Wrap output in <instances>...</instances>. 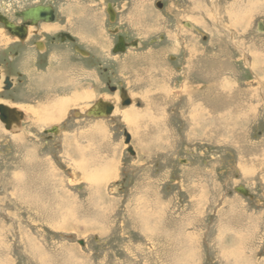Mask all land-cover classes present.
Here are the masks:
<instances>
[{"label": "rangeland", "instance_id": "374dc122", "mask_svg": "<svg viewBox=\"0 0 264 264\" xmlns=\"http://www.w3.org/2000/svg\"><path fill=\"white\" fill-rule=\"evenodd\" d=\"M38 2L55 21L37 66L76 89L55 76L53 119L46 97L19 104L0 84V103L24 109L0 121V264H264V0H0V13ZM60 32L74 70L53 58ZM0 33L1 74L21 86V45ZM119 37L131 45L113 52ZM99 99L114 110L86 116Z\"/></svg>", "mask_w": 264, "mask_h": 264}, {"label": "water", "instance_id": "95a60500", "mask_svg": "<svg viewBox=\"0 0 264 264\" xmlns=\"http://www.w3.org/2000/svg\"><path fill=\"white\" fill-rule=\"evenodd\" d=\"M110 9V8H109ZM110 15H112L111 10H108ZM19 16L22 17L23 20H30L29 24H36L37 21L42 20L44 22H50L54 19L53 9L50 5H35L28 7L21 12L18 13ZM0 22L3 24V27L8 31V33L23 39L24 36V28H19L14 23L9 21L7 18L3 17L0 14ZM264 25L262 22H258V29H263ZM131 45L130 43H126L123 41L122 37L118 38V41L113 49L114 52L123 51L126 46ZM132 45H137V41H133ZM79 51H81L79 49ZM11 83L9 82L8 77L4 80V88L8 89ZM112 90H115V87H112ZM120 100L122 105H128L131 102V99L128 97L125 89L120 88ZM113 104L110 102H106L104 100L99 99L96 101L85 113L88 117H102L109 115L113 110ZM22 117V112L17 111L15 108L9 107L6 104L0 103V121L4 123L6 128H8L13 122H17ZM58 129L56 126L49 128L46 131L56 132ZM124 142L129 143L130 135L125 131L124 132ZM128 151L133 153L131 147H128ZM235 191L246 195L251 196L249 191L242 185L235 187ZM80 243V242H79Z\"/></svg>", "mask_w": 264, "mask_h": 264}, {"label": "crops", "instance_id": "0c3cea01", "mask_svg": "<svg viewBox=\"0 0 264 264\" xmlns=\"http://www.w3.org/2000/svg\"><path fill=\"white\" fill-rule=\"evenodd\" d=\"M54 21H55V19L53 21H50V22L40 23V25L37 27V30L38 31L47 32V31H44L43 29H40L41 28L40 26H47L50 23L52 24ZM68 34L71 36L70 33H68ZM72 39H73V41H71V40H68V41H70V43H75V38L72 37ZM40 42L42 43V45L40 43V45H37L36 47H33L32 44H31V42H25V43L21 44V49L20 50H17V53L15 55L13 54L12 57H11L12 63L14 64L13 67L15 68L14 69L15 70V73H18V72L20 73L21 72L23 78L27 81V83L22 84L21 86H17L18 84L14 85L13 81L11 80L12 77L9 76V79L11 81L10 88L12 86L17 87L16 92L18 90L21 92L20 93L18 91L19 92V95L18 96H20V95L21 96H24V100H26L25 102H23V101L18 102L19 104L26 103V102H30V99L35 94H37V95L40 94V96L44 97L43 94H44V90L46 89L45 86H46V83L48 82V80H51L53 83L57 84V86H59V88H58L59 90L61 88L60 87L61 84L59 82L58 83L55 82V80H56L55 79V76L56 77H59L60 75H58L56 72H53L52 75H51V77L49 78V74H46L45 71H44V69H42V67H39L40 68L39 69L38 66H37V63H38L37 62V58H38V56L40 54L42 55L47 50V44H46L45 40L42 39ZM66 43H68L66 40H62L60 42H57V44H55L53 46V49L56 50V51H54L55 53H53V58H55V57L59 58L57 54H60L61 55V58L64 59L65 63L67 62V65H68L67 66V69L70 70L72 68V70H74L73 67L75 65L73 66L72 65V62H71V65L68 64V62L71 61V56H72L71 55V51L63 50L64 47L65 48H68V47H66L67 46ZM115 45L116 44H114V47H115ZM73 47L75 48L76 45H73ZM114 47H113V49H114ZM0 68L3 69V67H0ZM63 76H60L58 79H60V80L65 79V82H63L64 85H62L63 86V89H64V92L71 91L70 87L67 85L68 83H67V79H66L68 76H70V74H68V73L65 72ZM70 85H72V84H70ZM74 85L75 84H73L72 86L74 87V90H75L76 88H75ZM49 90L50 89H47V93L48 94H49ZM49 96H47V97H49ZM13 104H11V105L14 106ZM22 116H23V113H22Z\"/></svg>", "mask_w": 264, "mask_h": 264}, {"label": "flooded vegetation", "instance_id": "af4514ba", "mask_svg": "<svg viewBox=\"0 0 264 264\" xmlns=\"http://www.w3.org/2000/svg\"><path fill=\"white\" fill-rule=\"evenodd\" d=\"M50 5L52 7V5L50 3H47V2H38V3H33V4H30V5H27L26 7L22 8V9H19V10H16L14 12V15L16 16L15 18H10L8 15H5V14H1L3 17L7 18L9 21H11L12 23H14L16 26H18L19 28H24V36H23V39H20L19 37L15 36V35H12L10 33H8V31L6 30V32L11 36V37H14L15 41L18 43V44H23L25 42H31L32 46L33 47H36L39 43H41L40 41L42 39H44L46 36L43 34V35H40L41 32L43 31H38L37 30V27L40 25V23H43L44 21L42 20H39L37 21L36 24L32 25V24H29V21L30 20H23L21 16L18 15L19 12H21L22 10L28 8V7H31V6H35V5ZM53 9V8H52ZM53 14H54V19H55V11L53 9ZM53 19V20H54ZM1 23V22H0ZM1 25L3 26V24L1 23ZM35 28L32 32H30V28ZM29 33V35H28ZM48 34V33H47ZM40 35L41 37L40 38H36V36ZM49 37V36H47ZM50 39L52 40V42H60L62 40H71L73 41L72 37L67 33V32H60L58 34H56V36H51ZM57 39V40H56ZM14 41V42H15ZM46 42V41H45ZM47 43V42H46ZM12 53L15 55L17 53V50H13ZM1 63H0V67H1ZM1 73V68H0V76L4 77L3 81L5 80L6 77H8L9 79V76H5V75H2ZM9 82L11 83L10 79H9ZM2 86H4V83L2 82ZM11 86V85H10ZM10 88V87H9ZM5 89V88H4Z\"/></svg>", "mask_w": 264, "mask_h": 264}, {"label": "bare ground", "instance_id": "6f19581e", "mask_svg": "<svg viewBox=\"0 0 264 264\" xmlns=\"http://www.w3.org/2000/svg\"><path fill=\"white\" fill-rule=\"evenodd\" d=\"M253 1V0H252ZM250 3V2H249ZM231 5V4H230ZM235 8H237V7H235ZM215 14H217V13H215ZM219 19H220V17H219ZM216 23V22H215ZM187 24H189V23H187ZM49 27V26H48ZM47 27V28H48ZM51 27V26H50ZM6 30V29H5ZM34 30V29H33ZM31 31V30H30ZM1 34V33H0ZM4 34V33H3ZM5 36H4V38L5 39H10V37L9 36H7L6 34H4ZM28 35H29V33H28ZM1 36H3V35H1ZM3 39V38H2ZM2 39H0V41L2 40ZM216 50V49H215ZM221 51V50H220ZM263 53V52H262ZM149 55H150V53H149ZM140 56V55H139ZM102 57V56H101ZM140 59V58H139ZM254 60H255V58H254ZM76 63H78V62H76ZM206 64V63H205ZM74 65V64H73ZM246 65V64H245ZM125 67V66H124ZM50 68V67H49ZM74 69V68H73ZM71 70V69H70ZM215 70V69H214ZM69 71V70H68ZM48 72H50V71H48ZM208 72H209V70H208ZM216 72V71H215ZM50 75H52V73H49V78L51 77ZM220 75V74H219ZM55 76V75H54ZM76 77H77V75H76ZM3 77L1 76V78H0V84H1V86H2V82H3V79H2ZM72 78V77H71ZM206 78V77H205ZM45 79V78H44ZM78 80V79H77ZM142 80V79H141ZM70 81V80H69ZM72 81V80H71ZM74 81H75V79H74ZM63 82H65V81H63ZM79 82V81H78ZM49 83H52V84H55V83H53L51 80H49ZM62 84V83H61ZM74 84V83H73ZM56 86L54 87V85H53V93H51V92H49V94L47 93V89H50V90H52L47 84H46V86H45V91H44V97H46V99H48V97L47 96H49V95H53V94H55L57 91H59V86H57V84H55ZM64 85V84H63ZM70 86V85H69ZM61 87V86H60ZM55 91V92H54ZM39 92V91H38ZM74 94V93H73ZM72 95V94H71ZM73 96V95H72ZM216 97V96H215ZM218 97V96H217ZM56 99V98H55ZM54 99V100H55ZM131 99V98H130ZM49 100V102L51 101V99H48ZM67 100V99H66ZM46 101V100H45ZM52 102V101H51ZM49 103L48 104V106L49 107H47V115H49L48 116V118H53V116H56V118L57 117H59L61 114H62V112L64 111V108H62L61 106H60V104L59 103H57V101L56 102H52V103ZM4 104V103H3ZM63 104H65V100H63ZM41 105V104H40ZM43 105V104H42ZM9 106V105H8ZM114 106V105H113ZM9 107H11V106H9ZM12 108H15L17 111H20V112H22V110L24 111V109H20L19 107H12ZM125 108H126V106H125ZM89 109V108H88ZM43 110V109H42ZM45 110H46V108H45ZM87 110V109H86ZM113 110H114V107H113ZM134 110V109H133ZM146 110V109H145ZM131 112V111H130ZM152 112V111H151ZM23 113V112H22ZM45 113V111L44 112H42V114H44ZM46 115V116H47ZM123 115L125 116V119L127 120V119H129V121L131 120V121H133V122H135V121H140V114L139 113H137V112H134V114L133 113H129V111L127 112V111H124L123 110ZM131 115V116H130ZM52 116V117H51ZM39 117H40V115H39ZM38 118V117H37ZM26 119V118H25ZM53 119H55V118H53ZM149 120V119H148ZM128 121V120H127ZM38 122V121H37ZM132 122V124L134 125V127L135 126H138L137 124H134ZM131 124V125H132ZM133 127V126H132ZM26 129V128H25ZM90 175V174H89Z\"/></svg>", "mask_w": 264, "mask_h": 264}]
</instances>
